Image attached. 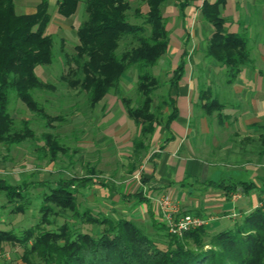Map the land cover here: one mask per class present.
Here are the masks:
<instances>
[{
    "label": "trees",
    "instance_id": "16d2710c",
    "mask_svg": "<svg viewBox=\"0 0 264 264\" xmlns=\"http://www.w3.org/2000/svg\"><path fill=\"white\" fill-rule=\"evenodd\" d=\"M138 1L147 10L141 13L140 8H136V21L129 19L130 0H55V6L65 18L75 15L79 6H83V20L77 29L78 44L75 54L67 59L70 66L63 80L85 93L88 109L94 111L103 103L131 70L137 72L139 105L133 106L132 101L123 96L120 99L129 118L139 128L133 140V154L137 163H142L150 149L149 140L162 125L166 110L171 111L167 127L178 118L179 112L169 88L184 75L186 53L166 83L153 75L151 69L169 51L170 33L164 16V6L169 0ZM224 4L225 0L204 3L201 10L203 20L214 28L205 55L227 68L228 82L233 83L241 69L251 66L253 61L248 37L228 30L227 21L221 15ZM50 5L51 0H41L33 13L18 14L15 0H0L2 145L19 144L34 136L27 120L16 128L9 112L12 92L29 112L49 121L59 119L50 117L35 95L53 88L36 72L39 66L52 65L55 59L54 39L45 32L51 21ZM123 40H129L131 46L121 51ZM166 85L168 90L159 96L155 105L156 92ZM207 94L202 91L200 98ZM202 102L208 112L222 108L214 98ZM43 140L44 151L53 159L64 148L51 134L44 135ZM88 180L79 184L84 185ZM211 185L227 193H247L254 188L253 184L225 181ZM2 187L9 202L24 199L27 190L26 183L22 186L3 184ZM76 189L74 180L57 182L50 193L43 195L39 222L19 234L0 228V254L9 247L22 248L24 264H264V207L249 212L234 229L211 235L201 227L178 236L171 234L164 225L163 246H159L133 221L95 216L89 210L80 212ZM133 197L148 202L142 192ZM51 203L71 211L70 221L58 226ZM16 212L25 213V208L21 206L12 211ZM82 225L91 226L94 232L82 231ZM189 241L194 242V248ZM206 246L211 249H205Z\"/></svg>",
    "mask_w": 264,
    "mask_h": 264
},
{
    "label": "rangeland",
    "instance_id": "374dc122",
    "mask_svg": "<svg viewBox=\"0 0 264 264\" xmlns=\"http://www.w3.org/2000/svg\"><path fill=\"white\" fill-rule=\"evenodd\" d=\"M130 1L132 10L129 12V19L136 21L135 9L139 7L141 13H145L147 7H141L138 0ZM40 2L41 0H15L16 12L18 14L33 13ZM170 5L171 0L165 5L167 12L168 8H171ZM49 13L51 21L45 32L46 35H51L54 39L55 59L52 65L39 66L36 72L44 82L49 83L53 88L38 91L35 95L50 117H59V119L49 121L38 117L19 102L14 92L10 94L9 112L15 120L16 128L21 127L23 120H27L34 136L26 138L19 144H0V186L3 184L22 186L26 183L27 187L24 199L13 202H9L3 187L0 188V228L11 229L19 234L34 226L41 217L40 208L44 193H50L59 181L74 180V184L77 186L76 196L80 212L89 210L95 216L100 214L112 220L128 219L133 221L145 235L154 239L159 246H163L165 232L162 227L167 226V223L155 202L153 203L151 199L153 197L142 192L148 202L138 201L132 196L133 202H127L126 199L130 198V195H125L128 191L135 193L142 188L141 163H137L132 152L134 149L132 138L139 128L128 119L120 99L123 96L130 99L133 106L139 105L141 98L137 92V72L131 70L94 111L88 109L85 93L63 80L70 66L67 59L75 54V46L78 44L77 29L83 20V6H79L75 15L65 18L57 12L55 0H51ZM248 32V46L253 60L257 55L259 43L264 44V24L250 28ZM205 43H203L204 47L207 44ZM130 46L129 40H123L120 50H125ZM201 51L199 53L202 54L204 48ZM203 55L205 54L203 53ZM201 59L198 54L196 63L199 69L196 83H199L200 86L196 88L197 94L207 90L209 84L204 80L206 75L203 70L209 66L207 61L213 65H220L209 57L205 58L207 64ZM172 65L174 66L172 63L170 65L168 54H166L151 71L164 84L168 79L167 72ZM165 89L162 87L156 92L155 105L159 102V96L166 91ZM196 102L197 112L206 113V108L202 107L203 102L199 99ZM203 108L204 110H202ZM158 127L157 129H159ZM46 134L58 138L64 147L54 159L50 153L44 151L43 136ZM83 180L88 181L84 185L79 184ZM197 187L201 186H195L192 183L188 186V190L194 196L197 195L200 199L199 203H201L207 198L204 197L205 195L197 194ZM262 196L263 200L253 210L264 207V192ZM167 197L176 206L179 205L177 200L170 196ZM124 201H126L125 204H123ZM228 205H230L229 202ZM21 206L25 208V213H12ZM50 207L53 208L54 220L58 226L70 221L71 211H65L53 203L50 204ZM182 211L189 212L180 207V212L182 213ZM176 215L178 214H172L174 220L177 218ZM220 216L213 213L209 215L203 211L196 214V217L205 222L201 227L210 235L234 229L235 225L244 219V216L239 220L236 219L232 227L220 230V228L214 227ZM80 228L90 234L94 232L93 228L88 225H82ZM189 242L191 248H194V242ZM205 249L210 250L211 247L206 246ZM21 253L22 248H6L0 254V264H24Z\"/></svg>",
    "mask_w": 264,
    "mask_h": 264
},
{
    "label": "crops",
    "instance_id": "0c3cea01",
    "mask_svg": "<svg viewBox=\"0 0 264 264\" xmlns=\"http://www.w3.org/2000/svg\"><path fill=\"white\" fill-rule=\"evenodd\" d=\"M216 1L171 0L168 12L164 6L170 33L168 60L170 65L174 64L167 72L168 79L185 53L186 64L182 78L169 88L178 118L167 127L171 111L166 110L163 125L156 129L150 149L140 164L142 188L138 192H146L145 195L153 198L170 196L177 200L176 219L187 214L196 216L200 211L221 215L214 227L222 230L232 227L236 219L247 215L263 200L264 44L259 43L253 65L242 68L233 83L228 82L227 68L207 61L209 66L203 70L204 80L209 82L205 90L208 94L201 99V92L196 93L200 86L196 83L199 69L196 62L199 54L206 63L203 43H208L214 33L212 25L203 20L201 10L204 3ZM221 15L231 33L248 37L250 28L264 24V0H225ZM203 48V53H199ZM213 98L220 102L221 110L197 112L198 99L207 102ZM127 117L133 121L128 114ZM136 131L132 141L138 134ZM220 181L253 184L254 188L247 193H227L211 185ZM192 183L201 186L197 187V194L205 195L207 199L203 202L199 203V197L188 190ZM138 192H126L125 195H130L126 201L133 202L131 196ZM236 194L239 198L234 197ZM180 207L189 212L181 213Z\"/></svg>",
    "mask_w": 264,
    "mask_h": 264
},
{
    "label": "built area",
    "instance_id": "2783aa9c",
    "mask_svg": "<svg viewBox=\"0 0 264 264\" xmlns=\"http://www.w3.org/2000/svg\"><path fill=\"white\" fill-rule=\"evenodd\" d=\"M235 198H239V194L234 195ZM153 203L158 207L160 214L167 223L169 232L174 235L182 236L184 232L195 230L205 224L200 218L187 214L176 220L172 218V214L177 213V206L167 196L159 198H151Z\"/></svg>",
    "mask_w": 264,
    "mask_h": 264
}]
</instances>
